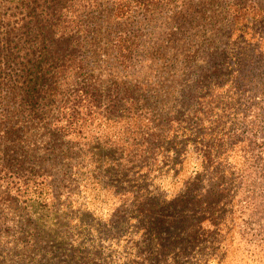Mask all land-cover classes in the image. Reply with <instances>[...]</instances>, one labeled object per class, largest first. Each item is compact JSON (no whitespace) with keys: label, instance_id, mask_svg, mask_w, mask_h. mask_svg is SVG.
I'll list each match as a JSON object with an SVG mask.
<instances>
[{"label":"trees","instance_id":"1","mask_svg":"<svg viewBox=\"0 0 264 264\" xmlns=\"http://www.w3.org/2000/svg\"><path fill=\"white\" fill-rule=\"evenodd\" d=\"M168 3L0 0V264L224 262L264 195V8L233 10L224 48L190 61L178 113L148 82L87 76L98 15L135 24ZM143 42L134 27L109 45L134 68Z\"/></svg>","mask_w":264,"mask_h":264},{"label":"rangeland","instance_id":"2","mask_svg":"<svg viewBox=\"0 0 264 264\" xmlns=\"http://www.w3.org/2000/svg\"><path fill=\"white\" fill-rule=\"evenodd\" d=\"M256 7L264 8V0H169L168 5L162 8L164 11L151 20L137 14L135 24V20L118 24L117 20L108 19L101 13L96 19L94 32L97 33L91 44L95 48L90 55L87 76L103 87L148 82L150 94H154L166 109L178 113L187 75L191 71L197 72L192 62L196 63L195 58H202L208 44L216 48L214 53L224 48L220 43L225 42L229 34L233 10ZM134 27H139L142 32L144 48L133 59L135 67L125 68L116 59L109 41L120 32ZM145 55H150L149 64L142 62ZM141 62L143 65L139 67ZM37 139L39 135L34 142ZM29 142L31 144L32 141ZM44 150L40 148L38 157L34 159L40 168L50 164L47 171L54 176L53 182L58 185L62 179L60 165L48 161V151ZM262 197L254 199L256 208L248 209L242 220L237 222L231 241L228 240L222 264H264V195Z\"/></svg>","mask_w":264,"mask_h":264}]
</instances>
